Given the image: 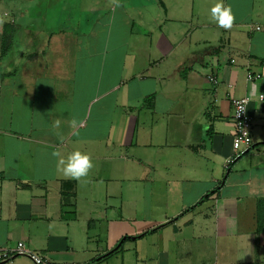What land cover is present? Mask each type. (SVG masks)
<instances>
[{
    "label": "crops",
    "instance_id": "obj_1",
    "mask_svg": "<svg viewBox=\"0 0 264 264\" xmlns=\"http://www.w3.org/2000/svg\"><path fill=\"white\" fill-rule=\"evenodd\" d=\"M215 2L0 0V249L264 264V0H225L230 29ZM244 96L252 145L227 165ZM74 150L93 161L79 179L54 155Z\"/></svg>",
    "mask_w": 264,
    "mask_h": 264
},
{
    "label": "built area",
    "instance_id": "obj_2",
    "mask_svg": "<svg viewBox=\"0 0 264 264\" xmlns=\"http://www.w3.org/2000/svg\"><path fill=\"white\" fill-rule=\"evenodd\" d=\"M259 27L256 26V29ZM245 78L247 81L254 82L261 78V73L253 72L247 69L245 72ZM213 83H216V79L213 76L209 77ZM257 98L260 101H264V93H258ZM232 105L231 120L233 123V139L232 147L233 154L226 164L228 165L234 157L239 156L241 153L247 151L252 145V138L250 134V116L247 112L248 97H231ZM16 256H27L33 264H69L68 262H53L43 257L39 253L27 248L23 241H17L14 245L0 249V262L7 261Z\"/></svg>",
    "mask_w": 264,
    "mask_h": 264
},
{
    "label": "clouds",
    "instance_id": "obj_3",
    "mask_svg": "<svg viewBox=\"0 0 264 264\" xmlns=\"http://www.w3.org/2000/svg\"><path fill=\"white\" fill-rule=\"evenodd\" d=\"M210 14V19L224 29H230L235 20L232 7L225 0H216L210 9ZM54 155L59 157L58 163L62 166L65 176L70 178L79 179L84 177L93 167L90 154L80 150L72 151L67 157L61 156L59 152L54 153Z\"/></svg>",
    "mask_w": 264,
    "mask_h": 264
},
{
    "label": "trees",
    "instance_id": "obj_4",
    "mask_svg": "<svg viewBox=\"0 0 264 264\" xmlns=\"http://www.w3.org/2000/svg\"><path fill=\"white\" fill-rule=\"evenodd\" d=\"M255 145H257V144H254V146H255ZM249 149H250V148H249ZM249 149H248V150H249ZM248 150H247V151H248ZM247 151H245V152H247ZM245 152H243V154H244ZM225 175H226V174H224V176H225Z\"/></svg>",
    "mask_w": 264,
    "mask_h": 264
},
{
    "label": "rangeland",
    "instance_id": "obj_5",
    "mask_svg": "<svg viewBox=\"0 0 264 264\" xmlns=\"http://www.w3.org/2000/svg\"><path fill=\"white\" fill-rule=\"evenodd\" d=\"M172 205L174 206V205H178V204H175V203H174V204H172Z\"/></svg>",
    "mask_w": 264,
    "mask_h": 264
}]
</instances>
